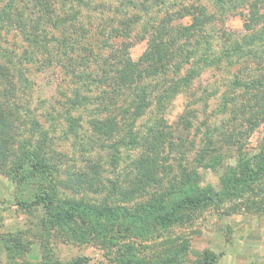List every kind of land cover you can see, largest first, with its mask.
I'll return each instance as SVG.
<instances>
[{
    "label": "trees",
    "instance_id": "16d2710c",
    "mask_svg": "<svg viewBox=\"0 0 264 264\" xmlns=\"http://www.w3.org/2000/svg\"><path fill=\"white\" fill-rule=\"evenodd\" d=\"M233 13L242 29L226 25ZM10 30L20 45L5 44ZM229 159L237 173L214 196L262 184L264 0H0V170L17 185L38 179L33 202L66 205L56 218L110 217L135 201L164 224L206 206L214 189L190 192L199 167Z\"/></svg>",
    "mask_w": 264,
    "mask_h": 264
},
{
    "label": "rangeland",
    "instance_id": "374dc122",
    "mask_svg": "<svg viewBox=\"0 0 264 264\" xmlns=\"http://www.w3.org/2000/svg\"><path fill=\"white\" fill-rule=\"evenodd\" d=\"M225 23L242 29L236 13L228 15ZM6 39L9 46L20 45L16 31L10 30ZM145 47L146 40L136 41L129 48L130 56L137 59ZM36 87L39 95L52 89L42 78ZM184 101L182 94L174 98L165 113L168 122L175 124ZM217 104L212 99L207 113ZM262 134V126L254 130L245 140V150L255 151ZM232 164L229 159L211 169L200 166L190 192L212 188L209 193L214 198L200 208L174 209L176 218L164 224L155 217L159 210L144 215L131 208L135 201L124 203L130 210L122 214L117 210L110 217L78 209L72 219L56 218L55 212L66 205L56 201L46 209L33 202L41 188L38 179L28 182L30 186L17 185L0 170V264H203L205 254L210 264H264V178L252 192L227 195L229 190L221 199L214 196L230 183L226 175L237 173L227 170L226 165Z\"/></svg>",
    "mask_w": 264,
    "mask_h": 264
}]
</instances>
